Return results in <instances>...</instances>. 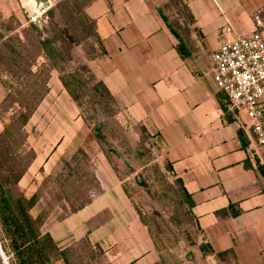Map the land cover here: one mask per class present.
Instances as JSON below:
<instances>
[{"label":"crops","instance_id":"0c3cea01","mask_svg":"<svg viewBox=\"0 0 264 264\" xmlns=\"http://www.w3.org/2000/svg\"><path fill=\"white\" fill-rule=\"evenodd\" d=\"M183 2L192 20L179 34L187 56L179 52L180 42L164 20V0H95L85 13L96 24L103 54L83 65L114 98L120 124L147 136L171 166L174 179L182 182L194 203L199 243L212 259L264 264V175L254 149L242 145L240 123L217 92L210 60L223 40L253 34L250 17H258L264 1ZM228 26L232 33L222 36ZM4 92L0 84V103ZM42 107L40 118L46 114ZM96 160V196L44 233L60 246L86 239L104 250L107 264H161L150 229L114 161L104 156ZM73 220L68 234L59 235L58 229Z\"/></svg>","mask_w":264,"mask_h":264},{"label":"rangeland","instance_id":"374dc122","mask_svg":"<svg viewBox=\"0 0 264 264\" xmlns=\"http://www.w3.org/2000/svg\"><path fill=\"white\" fill-rule=\"evenodd\" d=\"M29 1L33 5H28ZM92 1L0 0L2 80L16 91L32 82L23 74L31 69L37 73L34 80L40 84L47 81L51 93L42 103L46 114L38 116L41 105L22 139L12 140L14 148L18 145L20 163L27 168L21 182L11 188L12 195L16 199L37 195L31 214L43 217V232H47L93 200L98 192L93 160L104 156L114 161L121 173L134 206L150 229L161 264H219L208 249L202 251L189 201L155 144L120 124L116 105L104 99L102 91L93 90L97 82L90 73L89 86L80 94L82 108L60 89V78L102 54L95 22L85 13ZM164 1L162 12L183 34L192 23L187 5L183 0ZM256 16L264 21V4H259ZM250 18L255 26L257 17ZM44 42L49 43L51 58L40 47ZM14 51L17 58L12 56ZM25 96L34 98L30 93ZM13 113L0 115V133L8 130L6 136L14 133L8 126ZM259 152L264 161V148ZM74 221L58 229V234H68ZM0 248L5 264H18L1 225ZM70 250L71 264H107L104 250L85 241L73 244Z\"/></svg>","mask_w":264,"mask_h":264},{"label":"trees","instance_id":"16d2710c","mask_svg":"<svg viewBox=\"0 0 264 264\" xmlns=\"http://www.w3.org/2000/svg\"><path fill=\"white\" fill-rule=\"evenodd\" d=\"M94 1L95 0H93L89 5H91ZM89 5H87L86 8ZM164 20L166 24H168L171 32L180 42L178 46L179 52L183 56H187L185 52V44L182 38L179 36V33L167 18L164 17ZM47 44L49 43L44 42L40 44V47L46 52V56L51 58L52 53ZM12 56L13 58H17V52H15V54ZM13 58H11V61L14 60ZM0 60L2 62L1 52ZM14 64L19 68L15 61ZM89 73L90 70L86 66H82L78 69V71L70 73L67 77L60 78V82L64 90L68 93L73 102L80 108H82L80 94L89 86L90 79L87 76ZM23 74H26L27 77L32 80V82L26 86H19V89H16V91L8 88L7 84L0 76V84L6 94L5 98L0 103V115L2 117H6L10 110L14 111L8 125L10 126V129L14 131L13 135L6 136L8 130L0 133V225L2 227L4 236L9 241L11 250L14 252V255L18 260V264H71L69 254L71 253L70 247L73 244L69 246H60L50 234L43 232V217H33L31 214L38 202L37 195H33L31 198L20 197L16 199L11 192V188L13 186H17L21 182L27 171V168H24L20 163L21 156L18 151V145L14 148L13 144H15V142L12 140L15 137H17V139H22L23 131L27 127L29 121L34 117L38 108L50 94V88L47 81L43 84H40L34 80L37 73H34L30 69ZM93 90L95 92L102 91L103 98L112 101L116 105L114 98L102 83H97L93 87ZM29 93L32 94L34 97L33 99L25 96ZM17 105L18 108H16ZM97 131L99 130L97 129ZM239 137L242 140L243 147L245 149L248 147L250 148L248 138L242 130L239 131ZM19 147H21V142L19 143ZM252 153L253 157L256 159L258 170L264 175V161L261 163V160L258 157H255L254 151H252ZM168 171L170 173L173 172L170 165L168 166ZM175 182L182 188L186 198L189 201L192 213L194 203L191 199V196L185 190L180 180L176 179ZM83 207L72 212L71 214L78 212ZM230 213L233 216L238 215V212ZM222 215L227 216L228 212L224 211L222 212ZM144 223L146 224V222ZM83 241L92 246L86 239L78 243ZM201 249L202 251L207 252L208 248L206 246H202Z\"/></svg>","mask_w":264,"mask_h":264},{"label":"built area","instance_id":"2783aa9c","mask_svg":"<svg viewBox=\"0 0 264 264\" xmlns=\"http://www.w3.org/2000/svg\"><path fill=\"white\" fill-rule=\"evenodd\" d=\"M232 31L224 27L221 35ZM210 60L217 92L224 95L228 111L263 163L259 151L264 148V21L257 17L249 36L236 33L233 40H223Z\"/></svg>","mask_w":264,"mask_h":264},{"label":"bare ground","instance_id":"6f19581e","mask_svg":"<svg viewBox=\"0 0 264 264\" xmlns=\"http://www.w3.org/2000/svg\"><path fill=\"white\" fill-rule=\"evenodd\" d=\"M28 5H33V2H32V1H29ZM0 249H1V248H0ZM0 255H1V257H2L1 250H0ZM2 261H3V259H2ZM3 264H5L4 261H3Z\"/></svg>","mask_w":264,"mask_h":264},{"label":"water","instance_id":"95a60500","mask_svg":"<svg viewBox=\"0 0 264 264\" xmlns=\"http://www.w3.org/2000/svg\"><path fill=\"white\" fill-rule=\"evenodd\" d=\"M0 264H3V261H2V257H1V255H0Z\"/></svg>","mask_w":264,"mask_h":264}]
</instances>
